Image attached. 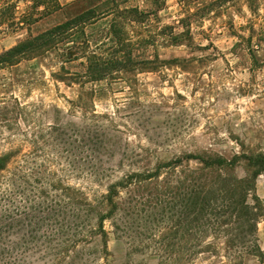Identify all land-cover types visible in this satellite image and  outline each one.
<instances>
[{"label":"rangeland","instance_id":"374dc122","mask_svg":"<svg viewBox=\"0 0 264 264\" xmlns=\"http://www.w3.org/2000/svg\"><path fill=\"white\" fill-rule=\"evenodd\" d=\"M59 1L64 9L38 23L33 34L100 0ZM116 1L121 8L155 11L157 18L146 25L127 28L129 47L119 48L121 56L154 62L156 69L131 67L113 80L82 83L77 75L86 72V61L64 63L62 56L53 54L0 70V107L14 117L0 124V155L20 149L17 163L35 151L37 142L35 152L49 173L94 197L104 194L109 182L146 163L204 153L228 159L252 151L264 154V0L254 5L247 0H166L161 10L147 0ZM24 7L21 4L20 11ZM111 21L109 17L87 29L90 50L105 58L112 53L106 49L114 47L107 40ZM172 33L179 37L177 42H172ZM158 34L156 42L148 38ZM26 35L0 30V54ZM140 39L147 44L138 46ZM64 76L70 77L68 82L61 81ZM18 108L20 114L12 116ZM53 128L63 135H51ZM53 137L71 145L76 167L62 147L52 145ZM185 164L197 167L193 160ZM245 166L243 161L238 164V177L246 176ZM94 170L105 171L107 178L97 182ZM257 195L264 207V173L257 178ZM258 242L264 251V218ZM108 247L106 259L93 250L89 264H160L154 249L128 254L124 241L113 235ZM223 255H202L191 264H229ZM25 264L47 263L32 252ZM244 264L262 263L249 256Z\"/></svg>","mask_w":264,"mask_h":264},{"label":"trees","instance_id":"16d2710c","mask_svg":"<svg viewBox=\"0 0 264 264\" xmlns=\"http://www.w3.org/2000/svg\"><path fill=\"white\" fill-rule=\"evenodd\" d=\"M147 1L155 10L166 5V0ZM247 1L254 5L256 0ZM21 4L25 5L22 11ZM63 9L59 0H0V30L27 33L16 46L0 54V70L53 54L62 56L64 63L85 60L86 72L77 75L82 83L113 80L129 73L131 67L135 71L156 69L154 62H135L131 54L121 56L120 50L129 47L127 28L146 25L152 17L157 18L155 11L121 8L116 0H100L80 14L33 34L38 23ZM109 17L107 40L114 47L106 49L112 53L105 58L90 50L87 29ZM159 35L148 38L156 42ZM170 38L172 42L179 40L173 33ZM144 43L147 40L140 39L138 46ZM61 70L70 76L65 67ZM69 76L61 81L68 82ZM5 109L0 107V124L14 118L10 119ZM20 111H12V116ZM56 133L63 135L53 128L51 135ZM53 138L52 145L62 147L70 155L71 166L76 167L71 145L62 137ZM33 145L36 151L38 143ZM35 151L17 163L20 149L0 155V264H25L32 252L47 264H89L93 250L102 259L109 256L110 235L124 241L128 254L154 249L160 264H191L199 256L216 258L221 253L229 264H244L249 256L264 264V251L258 242V225L264 218L257 195V178L264 173L261 152L232 159L204 153L155 165L146 163L109 182L104 194L90 197L49 173ZM192 160L197 167L185 164ZM241 161L246 163L243 178L236 175ZM93 176L97 182L107 178L100 170H94Z\"/></svg>","mask_w":264,"mask_h":264}]
</instances>
